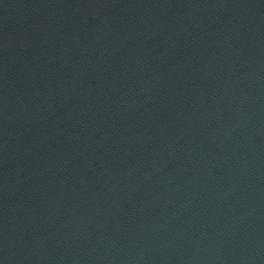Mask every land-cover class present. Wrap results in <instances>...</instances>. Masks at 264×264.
Here are the masks:
<instances>
[{
    "label": "water",
    "instance_id": "95a60500",
    "mask_svg": "<svg viewBox=\"0 0 264 264\" xmlns=\"http://www.w3.org/2000/svg\"><path fill=\"white\" fill-rule=\"evenodd\" d=\"M0 264H264V0H0Z\"/></svg>",
    "mask_w": 264,
    "mask_h": 264
}]
</instances>
